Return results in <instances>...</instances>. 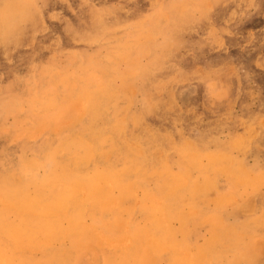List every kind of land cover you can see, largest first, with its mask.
<instances>
[{
  "label": "rangeland",
  "instance_id": "obj_1",
  "mask_svg": "<svg viewBox=\"0 0 264 264\" xmlns=\"http://www.w3.org/2000/svg\"><path fill=\"white\" fill-rule=\"evenodd\" d=\"M0 264H264V0H0Z\"/></svg>",
  "mask_w": 264,
  "mask_h": 264
}]
</instances>
